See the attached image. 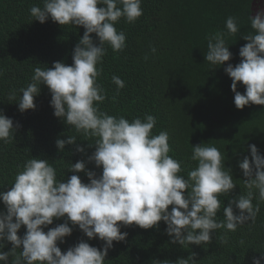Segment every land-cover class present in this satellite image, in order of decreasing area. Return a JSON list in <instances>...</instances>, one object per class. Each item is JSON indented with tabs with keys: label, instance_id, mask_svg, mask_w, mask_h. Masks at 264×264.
<instances>
[{
	"label": "clouds",
	"instance_id": "9594fccd",
	"mask_svg": "<svg viewBox=\"0 0 264 264\" xmlns=\"http://www.w3.org/2000/svg\"><path fill=\"white\" fill-rule=\"evenodd\" d=\"M141 5L142 0H43L42 7L30 8L35 21L44 23L50 18L61 26H82L85 31L75 45L71 65L58 61L51 68L33 69L31 82L19 90L22 95L18 109L21 113L35 110L34 98L41 85H46L54 116L77 134L94 139L88 147L94 144L95 151L86 160L70 163L67 170L73 175L66 180L57 178L56 168L47 159L33 157L25 162L10 188L0 192V201L6 207V213L0 212V249L5 246L2 241L12 245L10 251H0V264H8L17 249L21 251L14 264H104L113 242H123L128 235L121 227L133 224L150 229L163 221L171 242L186 247L208 245L216 230L235 232L244 223L255 221L259 202H264V155L255 144L249 145L251 159L245 156L239 162L247 191L225 207L220 197L228 196L237 183L216 146H192L195 166L187 176L180 175L181 161L169 155L172 149L168 131L152 132L157 123L155 116L146 114L130 121L100 110V104L107 99L106 90L98 82L106 45L113 52L124 51L126 34L116 24L121 18L135 23L143 15ZM249 19L252 31L242 37L247 43L239 49L241 60L224 69L232 80L237 109L264 105V8ZM225 26L227 33L216 31L206 37L205 60L212 68L224 65L233 56L226 36L236 35L240 28L233 16L226 19ZM151 51L155 53L156 49ZM111 80L118 95L125 82L116 75ZM241 83L245 87L243 94L237 90ZM10 99L17 100L15 91ZM112 99L115 101L116 96ZM18 127L0 111V141L9 143ZM76 141V135H69L66 140L57 139L56 146L63 152L66 144L75 145ZM76 151L83 153L85 148L77 146ZM89 163L102 169L101 173L88 170ZM81 172L88 177V183L82 182L78 175ZM254 199L258 201L255 205ZM221 209L224 219L218 220ZM61 218L64 223L48 228ZM22 226L26 231L20 236ZM74 227L89 240L98 238L102 247L81 239L62 252L58 242L71 236ZM221 242H227L226 235ZM195 257L191 253L175 264H197ZM262 261L264 253L253 257L252 264Z\"/></svg>",
	"mask_w": 264,
	"mask_h": 264
},
{
	"label": "trees",
	"instance_id": "16d2710c",
	"mask_svg": "<svg viewBox=\"0 0 264 264\" xmlns=\"http://www.w3.org/2000/svg\"><path fill=\"white\" fill-rule=\"evenodd\" d=\"M252 1L142 0L143 15L135 23L121 18L116 24L126 34L127 47L122 52H113L106 45L103 73L98 78L107 93V99L99 106L101 111L130 121L153 115L157 119L153 134L168 131L172 149L169 155L181 161L180 175L187 176L195 166L191 160L192 146L208 143L220 150L225 167L231 169L237 183L228 196L220 197L225 207L247 191L239 162L245 156L251 159L249 145L255 144L264 155V105L237 109L232 80L224 71L227 64L235 66L241 60L239 49L247 43L242 37L252 31L249 19ZM33 5L42 7L43 0H0V111L13 119L14 126L20 125L14 139L6 144L0 141V192L10 188L16 173L30 158L49 160L57 170V178L66 180L73 175L67 170L70 163L86 160L95 151L94 144L88 147L94 139L77 134L54 116L46 85H41L39 95L34 98L35 110L21 113L18 109V98L22 95L19 90L31 82L33 69L51 68L58 61L71 65L75 45L85 31L82 26H61L50 18L44 23L35 21L29 11ZM229 16L236 18L240 28L236 35L226 36L233 56L224 65L212 68L205 60L206 37L216 31L227 33L225 22ZM91 35L98 43L95 34ZM153 47L155 53L151 51ZM113 75L125 82L118 95L111 80ZM237 90L244 93L242 83ZM13 91L17 95L15 101L10 99ZM69 135L77 136L76 144H66L64 151H59L56 140H66ZM77 146L85 151L77 152ZM87 169L98 175L102 171L94 163L87 164ZM78 175L82 182H89L85 173ZM257 202L253 200L254 205ZM259 208L254 222L244 223L235 232L218 229L205 246L182 247L172 243L163 221L150 229L135 224L122 226L121 231L128 235L123 242H113L104 264H175L191 253L196 254L197 264H252L253 257L259 258L264 253V202H259ZM0 212L6 213L2 201ZM217 219H224L222 209ZM60 223H64V218L54 220L48 228ZM25 231L22 226L18 235L23 236ZM225 235L227 242L222 243ZM81 239L97 248L103 245L98 238L89 240L74 227L71 236L65 237L63 243L58 242V246L65 252ZM2 243L5 246L0 251L11 250L10 242ZM20 251L17 249L16 255L9 257L8 264H14Z\"/></svg>",
	"mask_w": 264,
	"mask_h": 264
},
{
	"label": "flooded vegetation",
	"instance_id": "af4514ba",
	"mask_svg": "<svg viewBox=\"0 0 264 264\" xmlns=\"http://www.w3.org/2000/svg\"><path fill=\"white\" fill-rule=\"evenodd\" d=\"M255 5H260L261 8H264V0H253L252 1V5H251V9L253 11L252 14H254V16L256 15L257 13V7H255Z\"/></svg>",
	"mask_w": 264,
	"mask_h": 264
},
{
	"label": "rangeland",
	"instance_id": "374dc122",
	"mask_svg": "<svg viewBox=\"0 0 264 264\" xmlns=\"http://www.w3.org/2000/svg\"><path fill=\"white\" fill-rule=\"evenodd\" d=\"M257 7V10L261 9L260 5H255Z\"/></svg>",
	"mask_w": 264,
	"mask_h": 264
},
{
	"label": "water",
	"instance_id": "95a60500",
	"mask_svg": "<svg viewBox=\"0 0 264 264\" xmlns=\"http://www.w3.org/2000/svg\"><path fill=\"white\" fill-rule=\"evenodd\" d=\"M252 17H254V14H251Z\"/></svg>",
	"mask_w": 264,
	"mask_h": 264
}]
</instances>
